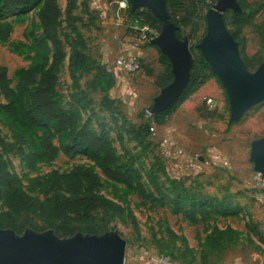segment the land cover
Here are the masks:
<instances>
[{
    "label": "rangeland",
    "instance_id": "rangeland-1",
    "mask_svg": "<svg viewBox=\"0 0 264 264\" xmlns=\"http://www.w3.org/2000/svg\"><path fill=\"white\" fill-rule=\"evenodd\" d=\"M56 1L61 10L59 37L65 52L69 51L67 41L72 40L78 43L76 34L66 26L65 8L69 5L71 23L83 41L85 52L97 64L105 66L101 58L108 50L109 43L104 30H113L117 27L109 22V16L116 11L117 5L115 3L112 5L111 0H100L109 3L107 8L101 9L97 8L98 0ZM247 1L252 4L261 2L262 8L254 17L253 24L241 29L237 37L239 39H233L242 61V51L251 58L249 67L244 64L246 71L254 73L264 61V47L261 46L256 32L257 26L264 23V0ZM213 3V0H199V6L192 21L179 28L182 38L187 39L189 43L192 58L196 57L205 62L204 75L216 77L199 47L207 34L206 13ZM110 4L114 10L111 9ZM37 11L38 7L23 8L5 14L0 20V30L2 28L8 30L4 37L0 36V65L7 68V75L13 87L17 82L19 71L38 60L37 46L34 42L35 39L40 38ZM222 20L232 35L230 31L234 27L230 24L229 10L223 12ZM111 57L113 59L114 55ZM142 69L141 67L138 72L128 75L130 81L128 93L123 94L122 101L117 100V107L113 106V109L108 111L105 110L102 101L104 93L91 90L94 73L71 74L67 68L66 58L60 64L57 73V90L62 99L63 108L76 111L80 115L81 122L88 121L95 132L100 131V123L107 125L111 123L110 114L113 112L117 115L120 128V108L129 112L128 121L138 124L144 109L152 104L139 93V90L146 89V85L138 79L137 73H140ZM217 80L219 81L218 78ZM131 83L135 87H132ZM225 99L226 96L222 94L220 100L225 102V105L222 107L224 114L221 120L213 118L206 121L205 127L195 128L196 132L200 133L197 132L199 138L204 137V140L198 142L202 148L200 155L192 157V165L190 161H183L182 154L177 153V156L172 158H166L160 154V143L169 140L167 137H163L159 143L140 150L123 134L124 149H122L116 137V130L119 129L111 124L108 133L120 161L130 162L135 166L141 174V182L147 192L153 191L146 177L147 171L158 158L164 166V173L157 170L156 166L154 169L158 181L163 186V191L168 186L166 176L181 177L185 184L196 193H211L221 200L228 197L229 205L233 208L229 214L211 213L206 219L197 216V221L192 222L181 212H173L170 204L161 205L162 198L157 196L156 199L142 198L123 185L108 181L94 161L83 152L67 155L58 151L50 158L34 156L28 164L22 153H30L34 146L41 149L40 140L46 136L48 130L53 131V129L51 127L29 129L24 127L20 120L0 112V138L5 143L14 145L13 151L4 153L3 157L18 174L20 186L41 199L45 195L40 187L31 188L30 184L37 180L45 181L52 171L65 172L76 164H83L97 172L100 178L99 193L114 199L123 209L121 215L112 219L111 229L106 232L117 231L126 241L124 264H156V258L160 255L167 256L169 264H245V261L247 264H264V203H259L253 198L254 164L250 160L251 142L264 137V100L252 105L238 119L230 121L229 108ZM4 102L0 94V104ZM179 105L173 107L170 113H161L157 116L158 125H156L155 133L158 132L159 123L165 121L168 126H162L161 133L168 137L183 136L187 131L186 125L195 126L188 122V112L173 113ZM176 118L180 122L179 125L175 124ZM205 133L208 134L205 135ZM196 142L194 140L190 143L194 145ZM51 144L57 146L56 136L51 140ZM18 148L22 151L21 153H18ZM207 150H212L215 156V159H208V163H206ZM7 211L8 207L1 196L0 213L5 214ZM36 223L39 224V221ZM214 226L223 229L230 227L234 230L232 237L231 233L229 240L225 237L224 246L217 250L205 247L207 236Z\"/></svg>",
    "mask_w": 264,
    "mask_h": 264
},
{
    "label": "trees",
    "instance_id": "trees-1",
    "mask_svg": "<svg viewBox=\"0 0 264 264\" xmlns=\"http://www.w3.org/2000/svg\"><path fill=\"white\" fill-rule=\"evenodd\" d=\"M215 2V0H213ZM170 20L178 27L176 35L182 38L181 25H188L198 9L199 0H165ZM241 10L230 11V32L234 39L241 29L253 24V19L262 8V3H249L247 0H238ZM38 7L37 18L39 21L40 38L35 39L38 60L32 65L23 68L18 73L15 86H11V80L7 75V68L0 65V94L4 103L0 104V112L5 116L18 119L26 128H46V136L40 140V148L35 146L28 154H23L26 163L32 161V157L46 156L50 158L58 151L67 155L83 152L86 153L100 169L102 175L108 181L120 184L127 189L136 192L142 198H162L161 205L170 204L173 212H181L186 219L197 221V216L206 219L211 213L229 214L233 208L229 205V198L218 199L214 194L196 193L185 184L181 178L166 176L168 186L163 191V186L156 177V171L164 173V166L158 158L147 171V180L153 191L147 192L141 182V174L130 162H121L117 151L108 133L111 124L116 130V137L122 149H124L123 134L134 142L140 150L150 145L151 132L149 121L143 115L140 122L135 124L128 121V117L120 110L121 126L115 112L111 113V123H100V131L95 132L88 121L81 122L80 115L76 111H68L63 108L62 99L57 90L58 69L67 58V68L71 74L93 72L91 90L104 93L102 101L105 110H112L117 105L114 99H110L106 92L113 84V77L105 66H100L88 55L83 47V41L71 23L72 16L70 6L65 8L66 26L76 34L77 42L67 41L69 48L65 52L62 40L59 37L61 28V10L56 0H0V20L5 14H10L23 8ZM129 12L133 15L140 14L143 22L152 31L157 33L160 23L147 9L139 8ZM8 30L2 28L0 36H5ZM260 44L264 47V23L257 26ZM243 45V41H242ZM242 58L246 67L251 65L249 58L242 51ZM159 61L163 71L156 77V85L161 88L172 79L170 64L167 58L160 53ZM142 67V65H141ZM205 62L193 57L190 69V78L182 95L173 102L165 111L170 113L176 105L189 98L207 79L204 75ZM117 107V106H116ZM153 114V120L158 125L157 116ZM143 114V113H142ZM213 112L207 117H212ZM164 123V122H163ZM162 122L159 125L163 124ZM56 136L57 146L51 144ZM14 149L12 143H5L0 138V197L8 207L5 214L0 213V227L10 228L17 234H21L27 227L36 231L51 228L58 237H70L75 233L87 235H100L111 229L112 219L121 215L122 206L114 199L100 194V178L91 167L83 164L74 165L69 171H52L45 181L37 180L30 184L31 188L40 187L44 193L43 199L30 194L20 186L18 174L11 168L9 162L3 157L4 153ZM18 153L22 151L17 149ZM50 192V194H49ZM39 221V224L36 223ZM234 234L230 227H213L207 236V249H220L224 245V238L229 240V235Z\"/></svg>",
    "mask_w": 264,
    "mask_h": 264
},
{
    "label": "water",
    "instance_id": "water-1",
    "mask_svg": "<svg viewBox=\"0 0 264 264\" xmlns=\"http://www.w3.org/2000/svg\"><path fill=\"white\" fill-rule=\"evenodd\" d=\"M132 12L150 11L159 21V31L149 44L155 46L170 64L171 81L161 87L149 106L154 114L165 111L184 92L190 78L193 58L189 43L176 35L178 27L170 20L165 0H127ZM239 12L238 0H215L206 13L207 34L199 44L211 70L227 96L229 120L264 100V61L254 73L246 71L237 45L222 20L223 12ZM254 171L264 175V137L250 144ZM126 241L117 231L100 235L75 233L58 237L52 230L27 227L21 234L0 227V264H124Z\"/></svg>",
    "mask_w": 264,
    "mask_h": 264
},
{
    "label": "crops",
    "instance_id": "crops-1",
    "mask_svg": "<svg viewBox=\"0 0 264 264\" xmlns=\"http://www.w3.org/2000/svg\"><path fill=\"white\" fill-rule=\"evenodd\" d=\"M96 3L97 8L101 9L107 8L109 4L100 0H98ZM110 3L112 4L113 2ZM111 4L110 7L112 10H114L112 6L113 4ZM135 17L136 15L131 14L129 9L117 7L112 16H109V22L114 23V25L117 27L113 30H104V34L107 37L109 44L108 50L102 55L101 62L105 64L107 71L111 73L113 77V84L107 90L106 94L110 99H114L116 102L118 99L122 101L123 94L128 93V87L130 86L128 75L120 71L119 68L114 64V60L118 56L132 55L141 62L143 69L137 74H139V81L146 85V89L139 90V93L144 95V99L152 102L153 97L160 89L156 85V77L163 71V66L159 61L160 51L149 43L139 44L137 42V32L132 28L133 24L135 23ZM112 55H114L113 59L111 57ZM131 86L135 87L133 83H131ZM137 86L140 85L137 84ZM222 94L226 96L225 91L217 78L215 76H208L205 82L189 98L183 101L173 112L177 114H180L183 111L188 112V122L195 126L192 127L186 125L187 131L183 136L179 135L168 137L163 136L161 133L163 131V128L161 127L168 126V123L165 121L163 124L158 126V132H156L154 136L151 137L152 145L159 143L163 137H167L169 140L160 143V154L163 155V150L167 147L168 142H170L173 144V147H171L173 150H175L171 158L177 154L176 149H180L182 150L181 157L183 158V161L191 162L193 159L192 157L200 155L202 147L198 142L200 140H204V137L199 138V135L197 134L198 131L196 132V129H198V127H205L206 121L213 120V118H218V120H221L223 117L224 113L222 107L225 105V102L223 103L220 100ZM207 98H211L213 100L212 105L209 106L206 103ZM225 100L228 104L227 96ZM120 110L126 116H130L126 109L123 110L120 108ZM210 112H213V116L207 117L210 115ZM175 124H180L177 118ZM207 134L208 133H205V135ZM194 140L197 142L193 145L190 142ZM214 157V152H212V150H207L206 163H208V159H215ZM192 163L193 162L190 164L192 165ZM190 169L192 170V166H190ZM172 178L181 177L172 176ZM245 264H247L246 261Z\"/></svg>",
    "mask_w": 264,
    "mask_h": 264
},
{
    "label": "built area",
    "instance_id": "built-area-1",
    "mask_svg": "<svg viewBox=\"0 0 264 264\" xmlns=\"http://www.w3.org/2000/svg\"><path fill=\"white\" fill-rule=\"evenodd\" d=\"M117 7L129 9V3L127 0H111ZM143 17L137 14L135 17V23L132 28L137 32V42L139 44L149 43L150 39L156 35L152 29L143 22ZM114 64L126 75H132L138 72L141 68L140 61L132 55L118 56L114 60ZM206 103L210 106L213 104L211 98L206 99ZM153 112L150 107L144 109L143 117L149 121V129L151 136L155 134L156 123L153 120ZM173 144L168 142L167 147L163 150V155L166 158H170L175 150H173ZM178 154H182V150L176 149ZM252 187H253V198L259 202L264 203V175L259 171L252 172ZM156 264H169V258L164 255H160L156 258Z\"/></svg>",
    "mask_w": 264,
    "mask_h": 264
}]
</instances>
